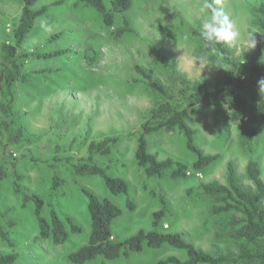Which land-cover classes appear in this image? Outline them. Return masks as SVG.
Returning <instances> with one entry per match:
<instances>
[{
	"label": "rangeland",
	"instance_id": "rangeland-1",
	"mask_svg": "<svg viewBox=\"0 0 264 264\" xmlns=\"http://www.w3.org/2000/svg\"><path fill=\"white\" fill-rule=\"evenodd\" d=\"M131 3L128 11L115 14L111 28H106L101 16L82 0H38L33 6L34 10L48 9L17 50L21 73L27 79L13 86L15 102L10 117L0 111V123L12 121L8 129L0 128V170L5 174L0 181V229L5 232V239L0 235V253L10 251L7 239L19 255L16 264H70L67 254L86 244L90 231L81 189L100 199L108 198L121 210L111 226L117 241L139 230H156L179 233L186 242L213 256L237 255V244L224 236L223 224L228 217L211 213L212 202L202 194L200 185L212 181L226 185L227 164L232 162L239 182L250 186L245 176L250 159L258 161L264 184V125L257 126L256 111L264 64L259 73L251 70L261 60L264 63L259 12V8L264 9V0H220L217 5L241 33L232 47L223 45L230 63L218 51L203 46L199 36L202 20L196 15L201 0ZM22 7V0H0V59L2 45L14 44ZM124 19L132 32L115 38L112 32ZM250 31L255 32L256 47L243 50ZM66 49L69 54L48 57ZM135 66L174 99L185 84L210 82L223 74L243 78L241 111L228 102L220 115L199 106L190 109L195 146L204 154L220 156L205 172L192 171L196 157L176 129L160 130L146 139L149 151L159 160L171 158L188 167L185 179L171 180L168 173L147 178L137 166V139L150 111L163 97L147 85ZM6 100L0 92V105ZM18 131L21 135L15 142L12 139ZM250 132L254 135L248 146L246 135ZM105 137H117L119 143L110 155H95L92 160L109 176L128 183L126 195H111L98 176L74 174L72 165L87 160L88 145ZM54 176L57 189L52 186ZM23 195L42 201L46 220L54 211L60 219H71L80 232L69 234L59 248L39 238L34 204L25 201ZM160 210L164 216L154 226L153 215ZM9 221L13 227L7 225ZM169 256L186 258L183 251L164 245L88 264H156Z\"/></svg>",
	"mask_w": 264,
	"mask_h": 264
},
{
	"label": "trees",
	"instance_id": "trees-1",
	"mask_svg": "<svg viewBox=\"0 0 264 264\" xmlns=\"http://www.w3.org/2000/svg\"><path fill=\"white\" fill-rule=\"evenodd\" d=\"M84 5L93 8L102 18L106 28L114 24L115 14L124 13L131 8V0H82ZM23 7L19 24L14 32V44H3L0 59V92L7 96L6 103L0 105V111L4 117L9 118L15 93L13 86L16 82L26 81V75L21 73L19 63L20 55L18 48L26 40L31 32L35 21L43 16L48 6L34 10L33 6L38 0H22ZM107 3L109 6H107ZM58 4V3H54ZM262 15L261 28L264 32V9L259 8ZM132 29L126 19L122 26L116 28L112 33L115 38H122L125 34L131 33ZM264 51V44H261ZM226 63H230V55L223 45L217 50ZM68 49L54 52L48 57L69 54ZM255 73L263 70L262 64L251 67ZM135 71L146 80L147 85L158 92L163 100L150 111L149 121L143 125L142 133L137 139L134 151V159L139 168L143 170L147 178H160L168 173L171 180L185 179L188 167L171 158L159 160L155 154L149 151L146 137L160 130L172 131L176 129L185 139L187 149L192 152L196 159L191 169L195 173H203L208 167L216 163L220 156L207 155L198 149L194 144V131L190 125L194 122L190 109L199 106L203 109H212L216 115H220L224 105L228 102L236 110L241 111L244 107L243 90L244 82L239 77L223 74L206 83L185 84L178 91V97L168 96L163 87L152 82L147 73L135 66ZM264 97V93H261ZM260 94L257 97L256 111L259 122L258 127L264 125V98ZM6 121L0 123V128L8 129L11 124ZM256 132V131H254ZM254 132L246 135V143H252ZM21 133L13 137L17 141ZM119 143L117 137H105L99 142H91L88 145V158L83 163L73 164L74 174L78 177L98 176L104 181V185L111 195H126L129 190L127 182L118 177L109 176L106 171L93 162L95 155L108 156L112 149ZM227 184L222 185L212 181L200 185L202 194L207 196L211 202V213L213 215H226L227 221L223 224L224 236L237 244V255L220 254L213 256L189 242H186L179 233H161L156 230H139L134 235L123 241L113 238L112 223L121 215V210L108 198L100 199L93 193L81 189L86 198V211L90 220V231L87 243L72 250L67 254V261L70 264H88L96 259L114 260L120 256L128 257L130 253H141L145 247L153 250L168 246L174 250L185 253L186 258L179 260L177 257L169 256L156 264H264V184L261 180L260 165L257 160L250 159L245 166V176L250 181V186H243L235 173V166L232 162L227 164ZM5 174L0 170V181ZM52 186L57 189L59 186L54 176ZM18 192V190L16 191ZM25 201H32L34 204V216L38 226L39 238L51 242L57 248L62 247L69 239V234H78L80 228L69 218L60 219L54 211L50 212L49 220L42 215V201L36 197L23 195ZM128 206H131L128 203ZM164 216L160 210L153 215V225H159ZM13 227L14 223L7 224ZM0 235L5 239V232L0 229ZM7 253H0V264H16L18 253L14 252V246L7 241Z\"/></svg>",
	"mask_w": 264,
	"mask_h": 264
},
{
	"label": "clouds",
	"instance_id": "clouds-1",
	"mask_svg": "<svg viewBox=\"0 0 264 264\" xmlns=\"http://www.w3.org/2000/svg\"><path fill=\"white\" fill-rule=\"evenodd\" d=\"M219 4L220 0H201L196 9V15L202 20L199 36L204 48L210 49L212 52H216L220 45L232 47L241 38V33L235 28L232 19L225 14L222 8L217 7ZM253 33L255 32L248 33L246 46L243 50H251L256 47L257 41ZM195 59L201 58L195 57ZM261 61L260 63L264 64ZM213 67H217L214 62ZM258 91L260 96L261 93H264V78L258 81ZM262 98L264 97L261 96Z\"/></svg>",
	"mask_w": 264,
	"mask_h": 264
},
{
	"label": "built area",
	"instance_id": "built-area-1",
	"mask_svg": "<svg viewBox=\"0 0 264 264\" xmlns=\"http://www.w3.org/2000/svg\"><path fill=\"white\" fill-rule=\"evenodd\" d=\"M243 79V78H242Z\"/></svg>",
	"mask_w": 264,
	"mask_h": 264
}]
</instances>
